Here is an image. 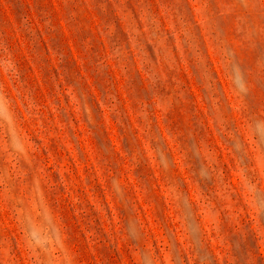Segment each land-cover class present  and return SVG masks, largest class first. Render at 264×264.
<instances>
[{"label":"rangeland","instance_id":"374dc122","mask_svg":"<svg viewBox=\"0 0 264 264\" xmlns=\"http://www.w3.org/2000/svg\"><path fill=\"white\" fill-rule=\"evenodd\" d=\"M0 264H264V0H0Z\"/></svg>","mask_w":264,"mask_h":264}]
</instances>
